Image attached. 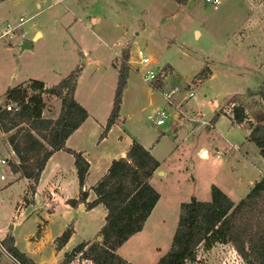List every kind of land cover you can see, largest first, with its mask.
Instances as JSON below:
<instances>
[{
  "label": "rangeland",
  "instance_id": "374dc122",
  "mask_svg": "<svg viewBox=\"0 0 264 264\" xmlns=\"http://www.w3.org/2000/svg\"><path fill=\"white\" fill-rule=\"evenodd\" d=\"M7 24L11 38L2 37ZM23 41L33 50L20 55L17 45ZM126 47L133 68L120 118L101 138ZM138 49L151 59L149 67L138 65ZM205 66L211 77L194 81ZM165 67L170 72L156 87L142 79L148 69L158 73ZM76 68L81 74L75 98L92 115L88 138L79 143L93 163L88 184L132 140L161 164L150 181L160 199L143 230L118 250L132 264H157L169 251L182 203L193 197L209 201L212 185L239 202L264 177V159L248 141L247 125H233L225 108L230 97L264 87V0H220L216 7L205 0H0V104L9 88L26 80L57 85ZM175 87L171 101L179 115L172 124L175 114L163 92ZM190 92L194 99L185 100ZM44 100L46 116L58 118L60 100ZM218 111L223 115L210 127ZM160 112L168 119L156 127L148 116ZM7 137L0 132V149L11 155ZM25 187L19 178L0 190V236L5 241L11 232L17 249L36 264H62L81 242L99 237L105 217L100 209L48 206L40 195L30 202ZM69 228L73 234L59 250L55 241ZM0 264L11 263L3 258ZM71 264L91 262L76 258ZM196 264L245 263L231 245H217L201 252Z\"/></svg>",
  "mask_w": 264,
  "mask_h": 264
},
{
  "label": "trees",
  "instance_id": "16d2710c",
  "mask_svg": "<svg viewBox=\"0 0 264 264\" xmlns=\"http://www.w3.org/2000/svg\"><path fill=\"white\" fill-rule=\"evenodd\" d=\"M129 51L130 48L126 47L119 60L112 110L101 138L107 136L120 118L123 92L133 68L129 62ZM169 72V67L161 70L158 84ZM80 74L81 69L76 68L57 85L50 87L42 81L29 80L9 88L0 104V132L8 135V145L16 158L11 163L12 170L20 179L29 182L27 196L35 194L53 154L65 151L74 158L79 183L78 198L68 200L67 204L75 208L86 204L87 210L102 206L106 211L104 225L98 232L102 240L96 238L81 242L65 255L62 264H71L76 258L91 264H132L119 255L118 250L143 230L157 205L160 194L150 181L161 164L142 144L133 141L125 158L112 161L107 173L92 188L96 199L87 203L89 192L84 188L90 164L82 152L66 147L69 137L89 117L86 108L75 98ZM211 75V69L205 66L194 81L201 82ZM45 96L60 100L58 118L44 117ZM247 99L252 100L251 103H246ZM8 104L13 105L11 111L6 109ZM226 107L230 108L226 116L233 125H247V139L256 145L264 159V87L261 86L255 94L230 97ZM222 112L214 115L209 122L210 127L223 115ZM72 234L73 229L69 228L57 238L55 242L59 250L69 242ZM4 244L22 264H35L15 247L12 236H7ZM217 245H231L245 264H264V177L239 202L212 185L209 201L193 197L182 203L171 247L157 264H196L201 252H210Z\"/></svg>",
  "mask_w": 264,
  "mask_h": 264
},
{
  "label": "crops",
  "instance_id": "0c3cea01",
  "mask_svg": "<svg viewBox=\"0 0 264 264\" xmlns=\"http://www.w3.org/2000/svg\"><path fill=\"white\" fill-rule=\"evenodd\" d=\"M255 9H257V8L255 7ZM27 81H29V80H26L24 82H27ZM45 85L47 87H50V85H48L47 83ZM149 90L152 91V89H149ZM45 113H46V110L44 112V117L48 118ZM52 119H55V118H52ZM90 119H92L91 113H89L88 119L69 137V139L67 140V143H66V147L68 149H72V150H75L77 152H82L84 157L87 159V161L90 164V170H89V174H88V177L86 179L85 188H84L85 190H87L89 192L87 203L92 202L96 199V196L92 191V188L107 173L108 168L110 167L112 161L116 160V159H120V158H125L127 153H128L129 148L131 147V145L133 143V140H132L129 143L128 148L126 146V148H124V150L121 151V154L118 158H114L110 161L109 164L108 163L106 164L107 166L104 168L103 172L100 174V176H99L98 180H96L95 184H92V185L88 184V178L90 177L91 170L93 167V163H92L91 159L88 157V155L86 154V152L83 150V148H81L79 146V143L82 142L83 137H84V139L88 138V135H87L88 125H86V124ZM82 128H84V130ZM68 173L70 174V176ZM18 179H19V177H18ZM23 180L26 181V187H28V185H29L28 180H26V179H23ZM0 190H3V188L1 187ZM37 195H40L42 197V200L48 206H50L51 203H53V205L55 206V202H57L59 204H65L67 206H70L69 204H67V201L71 200V199H77L78 198V196H79V183H78L77 173H76V170L74 167V158L72 155H70L69 153H67L65 151H58L55 154H53V156L49 159L47 166L41 175V178H40L39 184L36 188L35 194L32 195L31 198L29 197L30 202H35V198ZM46 195H48V196H46ZM46 199H47V201H46ZM75 209L77 211H88L86 209V204H80ZM95 209H100L102 212H104L103 214L106 216V211L104 210V208L102 206H98ZM49 213L53 214L54 208L49 210ZM41 228L43 229V226H41ZM2 232H3V230L0 229V235ZM15 247H16V243H15ZM16 248H18V247H16ZM20 252H22V251H20ZM22 253H24V252H22ZM24 254L28 258H30L26 253H24ZM33 262L35 263L34 260H33Z\"/></svg>",
  "mask_w": 264,
  "mask_h": 264
},
{
  "label": "built area",
  "instance_id": "2783aa9c",
  "mask_svg": "<svg viewBox=\"0 0 264 264\" xmlns=\"http://www.w3.org/2000/svg\"><path fill=\"white\" fill-rule=\"evenodd\" d=\"M206 4L212 5V6H218L220 4V0H205ZM20 22L22 23L23 20L20 19ZM11 25L7 24L6 29L3 30L2 32V37L6 38L9 37L11 38ZM24 37V35H22ZM136 56L138 58V65L142 66L144 68H147L151 65L152 61L150 58L146 57L144 52L142 50H137ZM161 70L156 73L153 70L148 69L144 74H142V79L144 82L149 83V84H154L158 80V76L160 74ZM179 91L178 87H175L174 89L170 91H164L163 92V98L166 100L167 103L172 105L171 97L174 93ZM195 94L193 92H190L189 95L185 96V100L192 98L194 99ZM173 111H174V121L172 124L175 123L176 119H178V113H176L174 110L175 107L172 105ZM13 108L12 104H8L6 106V109L8 111H11ZM148 119L153 121L154 126L156 127H162L165 125L166 120L168 119V116L165 112H160L158 115H149ZM206 124V122H203ZM232 149H235L236 146L234 145L231 147ZM15 155L14 154H5L2 149H0V187L4 188L5 186L9 185L10 183L14 182L16 179H18L19 175L14 173L11 167V163L15 161L14 159ZM4 259H7L11 264H22L15 256H13L8 249L6 248L4 244V239L1 238L0 236V261Z\"/></svg>",
  "mask_w": 264,
  "mask_h": 264
},
{
  "label": "water",
  "instance_id": "95a60500",
  "mask_svg": "<svg viewBox=\"0 0 264 264\" xmlns=\"http://www.w3.org/2000/svg\"><path fill=\"white\" fill-rule=\"evenodd\" d=\"M17 48L19 49V54L22 55L23 53L27 52V51H32L33 50V47L31 45L30 42H27V41H23L22 43H20L19 45H17ZM167 134H171L170 131L167 132ZM13 227H11L10 231H12ZM12 235V233L10 232V236ZM98 241H101L102 240V237L99 236L98 238Z\"/></svg>",
  "mask_w": 264,
  "mask_h": 264
}]
</instances>
